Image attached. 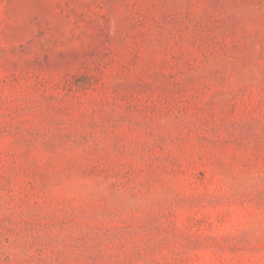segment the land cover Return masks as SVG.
I'll use <instances>...</instances> for the list:
<instances>
[{
    "label": "rangeland",
    "instance_id": "rangeland-1",
    "mask_svg": "<svg viewBox=\"0 0 264 264\" xmlns=\"http://www.w3.org/2000/svg\"><path fill=\"white\" fill-rule=\"evenodd\" d=\"M0 264H264V0H0Z\"/></svg>",
    "mask_w": 264,
    "mask_h": 264
}]
</instances>
